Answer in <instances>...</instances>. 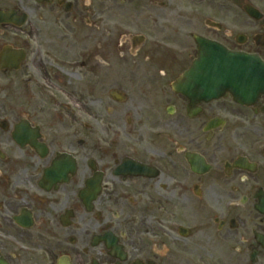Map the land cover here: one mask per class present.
Listing matches in <instances>:
<instances>
[{"label": "flooded vegetation", "instance_id": "obj_1", "mask_svg": "<svg viewBox=\"0 0 264 264\" xmlns=\"http://www.w3.org/2000/svg\"><path fill=\"white\" fill-rule=\"evenodd\" d=\"M9 9L27 18L0 23V264H264V94L184 78L195 37L264 61V0Z\"/></svg>", "mask_w": 264, "mask_h": 264}, {"label": "water", "instance_id": "obj_2", "mask_svg": "<svg viewBox=\"0 0 264 264\" xmlns=\"http://www.w3.org/2000/svg\"><path fill=\"white\" fill-rule=\"evenodd\" d=\"M24 21L25 15L0 11V23L21 25ZM197 45L198 59L186 73L187 79L200 86H214L216 97L223 95L227 89V93L240 103L264 94V63L257 56L231 52L205 40H197ZM16 55L13 53L7 58L9 68L16 66Z\"/></svg>", "mask_w": 264, "mask_h": 264}, {"label": "rangeland", "instance_id": "obj_3", "mask_svg": "<svg viewBox=\"0 0 264 264\" xmlns=\"http://www.w3.org/2000/svg\"><path fill=\"white\" fill-rule=\"evenodd\" d=\"M30 6H32V0H0V7L1 8L2 7H6V8L15 7V8L21 10V8H23V7H30ZM108 17H109V21H112V19H115L111 15H108ZM243 22H244V20L242 19L241 16L237 15V16H230L229 17V14L227 13V33L231 32L233 36H235L236 34L242 33L244 29H243V27H240V26L243 25ZM11 32H12V30H10L9 28L4 29V32H3L4 35L0 36V40H2V39L5 40L6 38L8 40H11V35H12ZM227 43H230L228 38H227ZM124 55L128 56L127 53H124L123 57L115 59L116 61H118L120 63V67L118 68V70L120 72L119 75L111 76V73H110L111 69H108L107 71L105 70L104 76L101 78L103 81V86L105 89L119 88V87H125L126 86L127 79L121 73L122 72L121 64L124 60H126ZM106 66H107V64L105 63V67ZM87 79H88L89 84L96 82V79L92 80L89 76ZM73 80L77 81L76 79H73ZM89 88H92V86ZM91 94H95V93H91ZM7 95H8V100H7L8 102H16V99H15L16 98L15 97L16 96L15 78H9L8 79ZM90 97L88 98L89 100H87V101H93V99H95V97H92V98H90ZM87 101L83 98V102L86 103ZM87 107L90 108V104H88ZM93 107H95V103H93Z\"/></svg>", "mask_w": 264, "mask_h": 264}]
</instances>
